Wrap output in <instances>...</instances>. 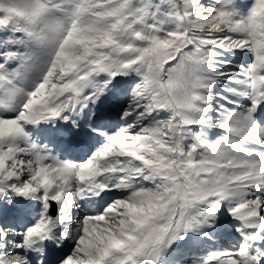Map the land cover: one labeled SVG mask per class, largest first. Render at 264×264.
Here are the masks:
<instances>
[{
	"label": "snow or ice",
	"instance_id": "snow-or-ice-1",
	"mask_svg": "<svg viewBox=\"0 0 264 264\" xmlns=\"http://www.w3.org/2000/svg\"><path fill=\"white\" fill-rule=\"evenodd\" d=\"M0 264H264V0H0Z\"/></svg>",
	"mask_w": 264,
	"mask_h": 264
}]
</instances>
